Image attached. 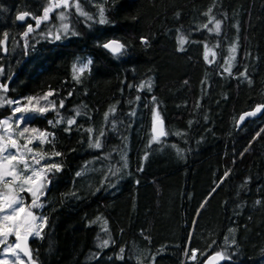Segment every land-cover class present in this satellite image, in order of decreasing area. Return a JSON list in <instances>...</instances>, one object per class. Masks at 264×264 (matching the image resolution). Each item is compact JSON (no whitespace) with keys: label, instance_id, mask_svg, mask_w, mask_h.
<instances>
[{"label":"trees","instance_id":"16d2710c","mask_svg":"<svg viewBox=\"0 0 264 264\" xmlns=\"http://www.w3.org/2000/svg\"><path fill=\"white\" fill-rule=\"evenodd\" d=\"M68 3L43 20L50 0H0V96L29 108L55 104L27 120L46 172L33 211L47 222L29 237L31 259L202 264L216 252L219 264H264V107L235 124L264 106V0H76L91 20ZM18 12L28 13L20 24ZM62 12L77 34L57 40ZM108 39L126 45L122 54L100 47ZM82 64L77 82L73 65ZM154 109L166 133L157 141ZM12 113L0 106V118ZM96 139L101 147H90ZM51 164L61 170L47 171Z\"/></svg>","mask_w":264,"mask_h":264},{"label":"snow or ice","instance_id":"6c2138e0","mask_svg":"<svg viewBox=\"0 0 264 264\" xmlns=\"http://www.w3.org/2000/svg\"><path fill=\"white\" fill-rule=\"evenodd\" d=\"M63 6L64 8L70 7L68 0H60L59 3L55 4V7H61ZM76 9L82 16H86L87 19L91 20L93 17L88 16L87 13L83 12L80 10L79 4H76ZM52 10V6L50 5L49 7H46L44 9V16L42 17L43 20H47L49 18V12ZM28 13H24L21 15L17 16V19L20 21L25 20L26 16ZM60 19L63 22L66 19L65 14L62 12L60 15ZM100 24L107 23L105 17H104V10L101 8L100 10V19L98 21ZM212 21H210L211 23ZM41 23V19L36 20L37 26ZM207 27V25H205ZM221 28V22L219 20H216L214 22V30L218 33ZM61 30L63 31L64 34H71V35H76L77 33L72 32L70 29V26L68 23H62L61 24ZM33 31L32 25L28 26V31L23 33L24 37H27L29 32ZM211 31V30H210ZM7 36V34H5ZM55 39L59 40L61 38L59 32L56 34L54 37ZM179 44H180V49H183V45L186 42L184 37L179 38ZM0 43H5L6 40ZM142 43H147L146 40L142 38ZM25 44H27V41H25ZM103 48L109 50L111 53L114 55L117 54H122L123 50L126 48V45L117 41V40H111L108 41L107 43H104L102 45ZM205 59H208V51L209 49L207 48V45H205ZM232 52H235V47L231 49ZM213 55H215L213 53ZM91 61L88 62L90 64ZM88 64H82L79 68H77L76 65H73V70H74V76L73 78L79 82V74H82L84 70L88 67ZM225 71L230 72V66L229 68H226ZM241 75H244V73H241ZM141 88L144 87L142 84L140 86ZM0 89H2L4 92H7V86L0 83ZM53 95L52 92H49L43 97L42 99H47L48 96ZM28 101H32L34 98L33 97H28ZM155 99V98H153ZM9 104V105H16L12 109L13 115L8 117L5 120H0V125L7 126L10 121H15L17 126L24 122L26 117L24 115H19L17 116V113H27L29 111L32 112H38L40 114H43L50 109L55 110V104L52 102H49V105L47 107H31L29 108L28 106L22 105L19 101H13V100H6L5 97L0 96V106H3L4 104ZM61 107H63V101H61ZM264 107V106H260ZM260 107L257 108V111L260 110ZM114 109H110V111H113ZM79 111H77L76 115H79ZM255 113H248L247 115H254ZM107 113L105 114L107 118ZM244 117H241V120H243ZM62 120H57L55 121V124L61 123ZM75 123V119H69L67 121L68 124V129L70 130L71 126ZM162 125V120L160 119L159 112L156 111L155 109L153 110V132L155 133L157 129V124ZM49 124H53V121H49ZM29 131L28 128L22 129L20 132V135L23 137L24 133H27ZM33 132H36L38 130L33 129ZM91 131V129L89 130ZM50 134L46 132L40 133V137L42 139L40 140V143H46L47 138ZM103 135V133H101ZM160 136L166 135V133L161 130L159 133ZM9 139L11 140V147L16 148L17 151L15 153H9L8 151V146L5 145L4 143H0V183H3L5 188H9L11 191V196L6 197L3 193H0V237L3 239H0V244L5 243V241L8 239L10 235H15L16 241L14 244L15 249L20 250L21 252L24 253L25 256H29V252L26 247V241L29 237V235H36L40 236L41 235V229L42 227L46 224L47 218H39L37 217L33 212L32 208H38L41 207L42 205L38 203V200L40 196L44 195L43 188L45 187L44 181L46 180V172L41 173L34 169L32 165L29 163V160H34L35 163H39V160L35 159V156L30 155L32 152V149L28 148V144L32 143L31 140H28L23 148L25 149L24 151L20 150V145L18 144L17 140L14 138L13 135L9 136ZM153 141H157L158 137L156 135H153L152 137ZM4 140V136H0V142ZM151 143V142H150ZM90 147H95V148H100L101 143L99 139L95 140V143L90 144ZM7 153V155H4ZM55 156L61 155V153L56 152L54 153ZM147 155V154H146ZM43 158V157H41ZM146 158V156H145ZM7 160V168L5 167L4 161ZM23 165V168L21 169L19 165ZM52 169H55L56 171L61 170V166L59 164H51L48 166L47 171H51ZM142 170V169H141ZM31 173V174H27ZM77 175H80V173H77ZM225 176H227V173H225ZM10 178V179H9ZM17 182H21L17 184ZM28 184H33L35 187H29L25 188V185ZM19 187L20 191H29L31 192L33 196V202L31 205L27 206L25 209L24 206L21 204V199L18 195L15 193V188ZM259 203V201H258ZM203 207V205H201ZM106 223V222H105ZM106 230V229H105ZM108 241L105 240L101 243L100 247H106L108 246ZM121 252H123V249H121ZM16 256L17 260H20L21 257L19 253H13ZM196 255V251L192 250V258L194 259ZM217 257H220L223 259L222 255L220 253L216 254ZM0 264H3V262H0Z\"/></svg>","mask_w":264,"mask_h":264},{"label":"rangeland","instance_id":"374dc122","mask_svg":"<svg viewBox=\"0 0 264 264\" xmlns=\"http://www.w3.org/2000/svg\"><path fill=\"white\" fill-rule=\"evenodd\" d=\"M56 4V0H50V5L51 6H55ZM73 8L77 11L76 9V0H73ZM78 12V11H77ZM66 15V13H64ZM60 15L61 13L57 14L56 15V23H57V27L55 29V31H57V33H63V31L61 30V24L62 23H65V20L62 22L61 19H60ZM53 33V31H52ZM39 99H36V101H38ZM16 107V105H12V109ZM32 113V111H29L27 113H17L16 115L19 116V115H24L26 117V119L24 120V122L20 123L18 126L17 124L15 123V121H10L9 124L7 126H3V125H0V136H4V140L0 143H4L5 145L8 146V151L9 153H15L17 151L16 148H12L11 147V140L9 139V136L10 135H13L14 138L17 140L18 144L21 146L20 147V150L21 151H24L25 149L23 148V146L25 145V143L28 141V140H33L32 137L30 136H27V133H24L23 137L20 135V132L22 131V129L24 128H28L27 127V120H28V116ZM13 115V113H12ZM11 115V116H12ZM8 117H4V118H0V120H5L7 119ZM29 129V128H28ZM30 131V129H29ZM28 131V132H29ZM28 148L32 149V152L30 153V155L32 156H35V159L36 160H39V157L37 155V152L35 151V149L32 147L31 144H28ZM4 155H7V153H5ZM41 158V157H40ZM40 161V160H39ZM29 163L32 165V167L34 169H36L37 171L41 172L42 173V170L40 168V163H35L34 160H29ZM4 164H5V167L7 168V160L4 161ZM19 167L22 169L23 168V165H19ZM27 174H31V173H27ZM10 179V178H9ZM21 182H17V184H19ZM29 187H35V185L33 184H28V185H25V188H29ZM0 193H3L6 197H9L11 196V191L9 190V188H5L4 184L3 183H0ZM15 193L16 195H18L21 199V204L24 206V207H27L29 205L32 204L33 202V196L31 194V192L29 191H20L19 190V187H16L15 188ZM27 196H28V199H27ZM30 202V203H29ZM33 209L35 208H32V212L34 213ZM37 209V208H36ZM35 214V213H34ZM37 217H39L37 214H35ZM40 218V217H39ZM29 237H37L36 235H29ZM0 239H3L2 237H0ZM14 244H15V235H10L8 237V239L5 241V243L3 244H0V262H3V264H26L25 260L21 257L20 260H17L16 259V256L13 254V253H18L16 250H15V247H14Z\"/></svg>","mask_w":264,"mask_h":264},{"label":"water","instance_id":"95a60500","mask_svg":"<svg viewBox=\"0 0 264 264\" xmlns=\"http://www.w3.org/2000/svg\"><path fill=\"white\" fill-rule=\"evenodd\" d=\"M24 13H26V12H18V13L15 14L14 19H15V22H16V23H19V24H20V23H23V22H24V20H23V21H20V20L17 19V16H18V15H21V14H24ZM5 40H6V43H7V38H6V37L1 38V39H0V42H3V41H5ZM111 40H116V39H108V40H106L105 42H103V43L100 45V47H101L104 51H106L107 53H109V54H111V55H114V54L111 53L109 50H107V49H105V48L102 47V45H103L104 43H107L108 41H111ZM117 41H118V40H117ZM5 45H6L5 43H0V52H1V54H5V53H6V51H5ZM258 107H260V106H254V107H252L251 109H247V110H245V111L240 112V113L238 114L237 119H236V122H235L236 127L240 126V124H241L245 119H250V118L256 117V116L259 114V112H260V110L257 111V108H258ZM260 109H261V107H260ZM248 113H255V114H254V115H247ZM242 116L244 117L243 120H241V117H242ZM162 122H163V121H162ZM161 130H163V123H162V125H160V124L158 123V124H157V129H156V131H155V133H154V132H153V122H152V124H151V133H152V135H156L157 137H161V136L159 135V133H160ZM24 208L26 209L27 207H24ZM15 241H16V237H15ZM28 241H29V237H28V239H27V241H26V247H27V250H28V252H29V254H30ZM15 250H16V251L21 255V257L25 260L26 264H37L34 260L31 259L30 255H29V256H25L24 253L21 252L20 250H18V249H15ZM216 254H217L216 252H212V253L208 254V255L203 259L202 264H219L220 261H221V258H220V257H217Z\"/></svg>","mask_w":264,"mask_h":264},{"label":"flooded vegetation","instance_id":"af4514ba","mask_svg":"<svg viewBox=\"0 0 264 264\" xmlns=\"http://www.w3.org/2000/svg\"><path fill=\"white\" fill-rule=\"evenodd\" d=\"M5 51H6V45H5Z\"/></svg>","mask_w":264,"mask_h":264}]
</instances>
